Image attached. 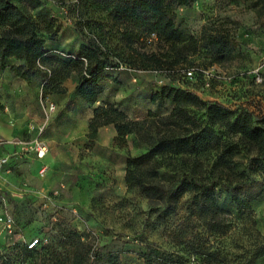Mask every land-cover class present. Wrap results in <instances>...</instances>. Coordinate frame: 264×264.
Returning <instances> with one entry per match:
<instances>
[{
    "label": "rangeland",
    "instance_id": "374dc122",
    "mask_svg": "<svg viewBox=\"0 0 264 264\" xmlns=\"http://www.w3.org/2000/svg\"><path fill=\"white\" fill-rule=\"evenodd\" d=\"M109 2L43 0L35 12L52 16L55 28L50 35L45 33L42 23L39 27L46 35L47 47L73 52L82 38L90 35L127 54L112 26ZM176 24L198 38L210 34L223 36L226 51L215 59L218 55L210 45L200 46L171 69L166 64L156 70L123 65L116 70L118 81H105V92L99 94V100H109L110 93L119 90L125 96V111L132 112L131 117H143L150 109L164 113L171 104L154 105L148 96L153 87L169 81L187 83L204 99L264 114V0H197L190 6L177 8ZM134 46L147 54H161L163 50L154 40ZM14 61L0 60V115L6 114L0 117V135L3 137L9 119L12 128L22 120L25 128L13 136L28 141L35 134L29 124L37 127L45 116L41 95L44 73L28 82L11 71ZM189 65L193 73L186 77L183 66ZM200 70L203 75L198 77ZM75 81V74L67 79L70 88ZM67 100L73 107L63 120L73 124V128L60 130L56 125L48 130L58 111L51 113L42 132V138L46 143L50 139L51 146L42 160H37L32 152L16 153L18 149L0 156H8L0 164V216L6 202L17 222L14 233L8 234L0 221V251L10 248L13 242L27 244L35 238H39L35 244L39 248L53 242L60 228L67 226L103 246L102 250L119 251L125 264H143L138 251H151L178 259L182 264H205L194 253L198 246L218 250L224 264L248 263L255 245L264 239V177L253 172L255 181L238 191L240 199L246 193L251 201L250 207L242 212L236 210L224 190L212 191L221 205L232 211L226 215L225 234L206 231L186 207V195L164 220L158 219L149 211L147 194L140 188L128 187L124 180L126 154L136 155L144 146L133 136L127 139L126 146L113 145L109 128L99 129L90 123L91 106L81 105L83 101L73 91ZM236 158L247 160L241 155ZM43 165L46 170L42 174ZM160 176L163 180L173 178L165 168ZM22 264H40V256ZM253 264H264V256Z\"/></svg>",
    "mask_w": 264,
    "mask_h": 264
},
{
    "label": "trees",
    "instance_id": "16d2710c",
    "mask_svg": "<svg viewBox=\"0 0 264 264\" xmlns=\"http://www.w3.org/2000/svg\"><path fill=\"white\" fill-rule=\"evenodd\" d=\"M195 1L110 0L107 7L112 26L128 50L121 54L90 35L83 37L73 52L49 48L39 27L42 23L45 33L51 35L54 19L48 13L35 12L43 0H0V60L13 58L11 71L28 82L44 73V98L67 92L66 81L75 74L72 91L92 107L90 123L95 127L112 124L116 132L111 139L113 145L126 146L127 136L132 135L144 146L136 155L126 154L124 180L128 187L140 188L147 194L149 211L164 220L186 195V207L204 229L225 234L226 215L232 211L223 207L212 191L221 189L228 193L237 211L250 207V197L244 193L240 199L238 191L255 181L253 172L264 177V114L204 99L187 83L169 81L161 82L149 93L152 104H171L164 113L150 109L143 117H131L116 101L98 98L106 80L118 81L116 70L123 65L156 70L166 64L171 69L188 53L208 45L218 55L215 59H220L227 49L223 36L198 38L176 24L177 8ZM151 40L162 45L161 54L139 52L134 46ZM189 68L190 65L183 66L185 71ZM197 73L198 77L203 75L202 70ZM239 155L247 160L236 158ZM162 168L173 178L163 180ZM102 247L77 229L64 226L53 242L39 248L13 242L10 248L0 251V264H22L36 255L40 256V264H125L119 251ZM194 253L205 264L225 263L216 249L198 246ZM137 256L143 264H182L151 251H138ZM260 256H264V239L257 242L246 263L253 264Z\"/></svg>",
    "mask_w": 264,
    "mask_h": 264
},
{
    "label": "crops",
    "instance_id": "0c3cea01",
    "mask_svg": "<svg viewBox=\"0 0 264 264\" xmlns=\"http://www.w3.org/2000/svg\"><path fill=\"white\" fill-rule=\"evenodd\" d=\"M116 85H119V84H116ZM66 86H67V92L61 93V94H52V95H50V99L56 105L54 111H58V113H56L55 116H53L54 118H52V120L50 121V125L48 126V130L51 127L55 128L56 125L59 126L60 130H61L62 127H71V130L73 128V124L70 123V125H71L70 126L69 124L65 123V120H63V118H65L67 115L71 114L70 110L73 107L72 105H70L69 100H67V98L70 95V93L72 92L73 88L69 87V84H68L67 81H66ZM103 92H105V89H104ZM108 99L111 100V101H116L120 105V107L125 110V107H124L125 96H123V94H120L119 90L111 92L110 96L108 97ZM148 100H149V96H148ZM82 104H85V103L82 102L81 105ZM73 110H75V107L73 108ZM54 111L52 113H54ZM83 111L86 112V108H83ZM126 112L131 116L132 112H129V111H126ZM1 115H6V114H1ZM1 115H0V117H1ZM89 116H92V110H91ZM7 119H8V117H7ZM9 120H8V126H5V128L3 130L4 135H3V137L0 135L1 136L0 138H3L5 140L18 139L17 136H13V135H15V133L16 134L19 133L22 129H24L25 128V124L23 125V121L21 120V122H18V124H16L15 127L12 128V127L9 126V125H11V124H9ZM56 122H57V124H56ZM104 127L109 128L111 130V139H112V137L116 133L115 129H114V126L112 124H109V125L100 126L99 129L104 128ZM65 129H67V128H65ZM131 137H132V135H128L127 136V138H131ZM47 138H49V137H47ZM19 139H21V138H19ZM47 143H48V146H51V140L50 139H48ZM15 149H18V145L17 144H15L13 142H10V141H4V142H2L0 144V156H4V154H7L8 152L9 153L13 152V150H15ZM33 156H35V155H33ZM35 158L37 160H42V158H37L36 156H35Z\"/></svg>",
    "mask_w": 264,
    "mask_h": 264
},
{
    "label": "built area",
    "instance_id": "2783aa9c",
    "mask_svg": "<svg viewBox=\"0 0 264 264\" xmlns=\"http://www.w3.org/2000/svg\"><path fill=\"white\" fill-rule=\"evenodd\" d=\"M186 71H187V75L189 76L192 75L193 73L191 69H188ZM55 107H56L55 103L49 97H45L44 98L45 116L43 122L37 125V127H35L33 124H29L30 129H34L33 131L35 132L33 137L28 141L22 139L5 140L3 138H0V144L4 141H10L18 145V150L16 151V153L18 152L23 153L24 151L32 152L37 158H43L47 154L49 147L46 141L42 138V132L49 120L51 113L55 110ZM7 159L8 156L0 158V164L5 162ZM45 170H46V166L43 165L40 169V172L43 174ZM0 221L3 228L8 234L14 233L15 220L13 218L12 213L9 211L6 202H4V207L1 212ZM36 242H37V238L31 240L28 243V246L29 247L33 246Z\"/></svg>",
    "mask_w": 264,
    "mask_h": 264
}]
</instances>
